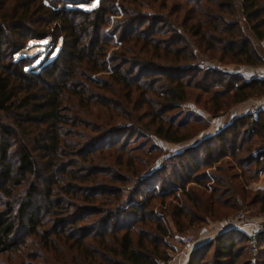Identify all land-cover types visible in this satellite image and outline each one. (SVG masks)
Wrapping results in <instances>:
<instances>
[{"label": "trees", "instance_id": "16d2710c", "mask_svg": "<svg viewBox=\"0 0 264 264\" xmlns=\"http://www.w3.org/2000/svg\"><path fill=\"white\" fill-rule=\"evenodd\" d=\"M111 45L118 48L109 54ZM263 66L264 0H101L92 10L68 0H0V264L167 262L163 220L182 230L192 221L188 206L203 199L184 185L182 198L155 190L151 180L171 160L142 175L131 139L116 134L142 130L155 144L188 142L206 127L192 131L190 123L205 122L170 112L205 94L201 112L212 115L263 96L264 77L228 70ZM252 117L188 144L186 170L202 166L201 154L217 162L211 143L232 147L228 135L238 139L243 118L252 129ZM203 176L178 180L200 184ZM171 196L183 204L174 207ZM236 238L221 234L208 243L216 264L239 260ZM204 249L192 251L191 264L203 261Z\"/></svg>", "mask_w": 264, "mask_h": 264}, {"label": "rangeland", "instance_id": "374dc122", "mask_svg": "<svg viewBox=\"0 0 264 264\" xmlns=\"http://www.w3.org/2000/svg\"><path fill=\"white\" fill-rule=\"evenodd\" d=\"M100 1L101 0H68L69 3L77 4L79 9L84 10L97 8ZM126 3L127 2L124 1L122 6L126 7ZM119 11V15L112 16L110 27L115 26V21L122 18V11ZM144 12L165 13L166 11H151L146 9ZM240 20L243 23L246 33L252 37L256 45H259L253 34L247 29L244 18L240 16ZM112 39L115 44L118 41V36H113ZM45 43H47L46 40L34 42V46L29 50V53L31 55L37 53L40 51L39 45ZM114 44L112 45L114 46ZM112 45L110 46L109 54L120 47L121 43H119L118 47H112ZM42 58L43 57H40L35 65L39 64L43 60ZM205 61L207 62L206 59ZM206 64H209V61ZM240 69H243V67H240ZM240 69L234 67H231V69L228 68L229 71H237ZM259 69L263 70L260 74V77H263L264 66ZM241 72H243L246 77H250V74L246 70ZM195 93L199 92L195 91ZM206 97L207 95L205 94L202 101H189L184 107V110L182 108L181 110L170 112L171 115L174 114V117L177 118L176 120L202 118V121L205 122L206 125L194 124L193 122L190 123L189 128L192 131L202 129L203 126L206 127L204 129L205 132L197 134L188 142L173 144L157 141L155 144L153 136L142 130L138 131L136 135L131 131L127 134V137L123 136V134H116L123 140L131 139V147L135 148L133 150V155H135L137 160L136 167H138V172H140V174L142 173V175H147L152 170L158 169V167L162 168L165 162L171 160L167 163L168 168L163 170L157 179L151 180V182H155L154 184L151 183V186L153 185L156 187L155 190H160L161 187L170 189L173 192H177L175 195L182 198L184 193L180 187L184 185L186 191L193 192L195 195L198 194L203 199L200 206L196 209L192 207V205L188 206V212L192 214V221L190 220L191 218H188L186 222H184L185 227H183L182 230H180V226L178 227L175 225L171 217H165L163 221L166 226L170 228V232L165 240L167 246H162L161 249L166 253L169 259L167 262L159 261L158 263L191 264L192 251L205 247V254L202 256L203 261L199 264H216L214 255L215 249L213 247L208 251V243L213 242L216 237L221 234H233L237 236L236 247L241 253V257L234 264H261L262 253L264 251V239H261L259 242V235L264 232V228L263 231L258 232V246L256 248L251 245L249 235L253 233L256 227L261 228V224H264V105L260 104L261 101H263L264 95L253 96L246 101L238 103L232 102L230 105L224 106L223 110L216 115L208 113L209 109H207V112H204V114L201 112V109L205 106L204 104L206 101H204V99ZM247 114H252L253 116V121L251 123L253 128L250 129V124L245 122L243 118L240 122L241 124L238 126V139L234 140L236 135H232L231 133L227 137L228 141H235L232 147L227 143H225V148L224 146L221 147L219 144H216V142L211 143L212 147L217 148L216 154L213 156L217 159V162H214V159L213 162L205 160V157L203 159L204 154H201L200 160L202 166L197 170H186L184 165H186L188 159L187 156H184L182 153L188 144L201 140L203 134L210 135L219 129H223L226 125L228 126L234 120L239 117L247 116ZM111 142L112 140L109 138L106 143H101L100 146L107 147ZM177 154H181V156L177 157ZM217 167H222L224 171L218 170ZM187 173H190L191 176L204 173V176L201 178L202 183L196 184L192 181H184L183 184L181 182L179 183V176L184 174L183 178H185ZM162 179H166L175 185L173 187L169 185L165 186L162 184ZM156 201L155 199L153 203L156 204ZM166 201H172L174 207L182 203V201L176 200L174 196L167 198ZM239 214L245 215L249 221L239 223L235 221ZM188 237H193L195 240V244L192 246L193 248L191 251H186L184 249V244ZM1 258L2 256L0 259Z\"/></svg>", "mask_w": 264, "mask_h": 264}, {"label": "built area", "instance_id": "2783aa9c", "mask_svg": "<svg viewBox=\"0 0 264 264\" xmlns=\"http://www.w3.org/2000/svg\"><path fill=\"white\" fill-rule=\"evenodd\" d=\"M261 105H264V98H263V101H261L260 103ZM260 107V106H259ZM238 223L239 222H248L249 219L243 215V214H239L237 217H236V220ZM222 229V228H221ZM263 231V226L261 224V228L259 227H256L254 230H253V233L250 234V243L251 245L256 248L258 246V232H261ZM195 244V240L193 237H188L185 244H184V249L186 251H191L192 250V246Z\"/></svg>", "mask_w": 264, "mask_h": 264}, {"label": "crops", "instance_id": "0c3cea01", "mask_svg": "<svg viewBox=\"0 0 264 264\" xmlns=\"http://www.w3.org/2000/svg\"><path fill=\"white\" fill-rule=\"evenodd\" d=\"M252 69V70H251ZM241 71H247L250 74V77H260V74L263 70L252 68V67H243V69H240ZM264 77V76H263Z\"/></svg>", "mask_w": 264, "mask_h": 264}, {"label": "water", "instance_id": "95a60500", "mask_svg": "<svg viewBox=\"0 0 264 264\" xmlns=\"http://www.w3.org/2000/svg\"><path fill=\"white\" fill-rule=\"evenodd\" d=\"M263 228H264V224H262Z\"/></svg>", "mask_w": 264, "mask_h": 264}]
</instances>
